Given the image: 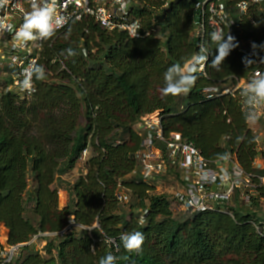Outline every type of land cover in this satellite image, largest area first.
Here are the masks:
<instances>
[{
    "label": "trees",
    "instance_id": "1",
    "mask_svg": "<svg viewBox=\"0 0 264 264\" xmlns=\"http://www.w3.org/2000/svg\"><path fill=\"white\" fill-rule=\"evenodd\" d=\"M198 1L136 0L133 16L157 30L140 39L107 32L89 17L70 23L40 54L45 78L34 77V97L6 91L13 77H0V226L10 244L22 245L11 264H99L107 254L117 257L116 264H264V227L259 233L255 226L263 219L264 188L245 207L237 193L220 209L182 213L174 194L158 193L157 184L143 180L136 158L143 141L138 123L158 111L164 134L180 133L213 166L234 155L247 173L264 175L256 165L264 154L247 118L254 107L244 102L243 89L212 99L205 91L233 88L256 71L264 76V50L253 49L264 45V5L242 14L234 6L239 0L228 1L235 28L223 33L237 46L214 68L213 31L206 27L197 35ZM239 41L252 57L239 52ZM202 44L208 61L190 92L162 98L166 70L184 67ZM245 58L255 62L246 67ZM256 119L264 131V118ZM75 171L73 182L64 179ZM170 174L181 187L177 169L161 178ZM60 190L68 195L63 208ZM119 190L127 203L118 200ZM70 219L78 226L45 237L42 250L28 244L39 233L63 230ZM133 231L145 236L138 254L119 239Z\"/></svg>",
    "mask_w": 264,
    "mask_h": 264
},
{
    "label": "built area",
    "instance_id": "2",
    "mask_svg": "<svg viewBox=\"0 0 264 264\" xmlns=\"http://www.w3.org/2000/svg\"><path fill=\"white\" fill-rule=\"evenodd\" d=\"M228 1L230 0H200L196 3L195 8L200 16L197 35L203 36L206 27L212 31L233 32L235 21ZM135 2L136 0H55L57 13L68 18L67 24L56 34L70 23L82 21L85 17L92 18L107 32H123L131 39L156 34V28L145 29L142 21L133 16ZM252 5H264V0H239L234 6L239 13L245 14ZM29 11L31 0H0V23L13 26L11 32L0 29V77L12 75L13 84L8 85L6 91L17 92L19 95L22 93V98H31L37 93L34 77V91L29 92L21 88L22 72L29 65L38 64L40 54L47 43L44 39L22 43L14 38L16 30L23 23L25 13ZM238 48L242 54L252 57L253 52L245 48L244 41L238 42ZM83 53L87 55L85 49ZM204 65L200 71H203ZM259 76L261 73L256 71L248 78L240 80L235 87L223 91L216 87L208 88L205 90L207 98L212 99L222 94L234 95ZM254 113L264 118V101L254 107ZM161 121L160 112L157 111L143 116L138 123L139 135L143 137V141L136 158L142 166L143 180L146 183L158 184L163 175L177 169L180 172L181 189L174 194V201L176 209L182 213L220 209L231 203L237 193L241 205L252 204V196L256 195L259 188H264V175L247 173L234 155H228L213 166L198 149L184 141L180 133L165 135ZM251 129L256 135L259 153H264V132H259L254 127ZM88 155L89 148H86L79 160L81 166L87 161ZM117 198L121 203H127L129 200L122 190L117 193ZM77 226L71 220L63 230L39 233L33 236L28 244H36L42 250L46 244L45 237L62 236ZM255 226L259 233L263 231L264 216ZM21 246L10 244L7 234L0 231V264H11Z\"/></svg>",
    "mask_w": 264,
    "mask_h": 264
},
{
    "label": "clouds",
    "instance_id": "3",
    "mask_svg": "<svg viewBox=\"0 0 264 264\" xmlns=\"http://www.w3.org/2000/svg\"><path fill=\"white\" fill-rule=\"evenodd\" d=\"M67 22L68 18L66 16L57 13L55 0H31V11L25 13L23 23L16 30L14 38L22 43L37 39L48 40ZM12 27L10 24L0 23V29L2 30L11 32ZM225 35L222 31H213L209 34L211 42L216 45L217 49V54L210 64L214 68H218L230 54L232 48L237 46L233 44L234 37L228 35L227 40H225ZM256 48L264 50V45L253 44V49ZM65 51L69 57L75 55L71 48ZM209 52L206 44H202L199 52L190 61H187L184 67L179 64L170 66L164 73V86L160 89L162 98L169 95H187L195 84L196 73L201 70L202 65L207 63ZM244 62L245 66L248 67L255 61L245 58ZM22 75L21 88L31 92L34 91L33 77L36 80H43L45 78V68L42 65L31 64L23 69ZM241 96L244 98V102L252 107L264 101V76L252 79L242 90ZM247 118L255 120L256 114L254 112L249 113ZM140 222L143 223V219ZM119 239L127 252L137 254L142 251L145 242L144 234L139 231L121 233ZM116 260V256L107 254L99 259V264H116Z\"/></svg>",
    "mask_w": 264,
    "mask_h": 264
},
{
    "label": "rangeland",
    "instance_id": "4",
    "mask_svg": "<svg viewBox=\"0 0 264 264\" xmlns=\"http://www.w3.org/2000/svg\"><path fill=\"white\" fill-rule=\"evenodd\" d=\"M20 95L23 96L22 93ZM249 123H250L252 128L254 127L257 129L260 127V129L261 128L263 129V126L259 123V121H257V119L249 120ZM262 129L260 130V132L263 133L264 131H262ZM258 161L256 162L257 166L264 168V160H261L259 162ZM77 177H78V173L75 171L72 174L66 176L64 179H66L67 181L73 182ZM180 188L181 187H180L178 178L174 174L168 175L167 177L162 179V181H160V183L157 184V192L158 193H168L171 196L173 194H175L176 192H178ZM65 195H66V193L64 192V190H60V192H59V204H62V202L65 200V197L67 196V195L66 196ZM243 206L245 207L247 205H243ZM260 212L264 216V201L263 200L261 201Z\"/></svg>",
    "mask_w": 264,
    "mask_h": 264
},
{
    "label": "crops",
    "instance_id": "5",
    "mask_svg": "<svg viewBox=\"0 0 264 264\" xmlns=\"http://www.w3.org/2000/svg\"><path fill=\"white\" fill-rule=\"evenodd\" d=\"M258 160H259V161L264 160L263 157H262V155H261V158H259ZM258 160H257V161H258ZM259 161H258V162H259ZM64 192H65V191H64ZM65 193H66V195H67V192H65ZM66 195H65V196H66ZM67 200H68V195L65 197V200L62 202V204H59L60 208H63V207L66 205ZM0 231H1L3 234L6 235V229H5L4 226H2V225L0 226Z\"/></svg>",
    "mask_w": 264,
    "mask_h": 264
}]
</instances>
